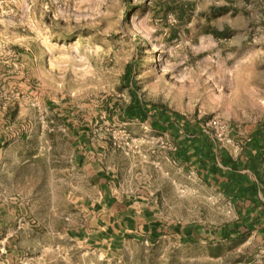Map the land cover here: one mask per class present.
Listing matches in <instances>:
<instances>
[{"label": "rangeland", "instance_id": "obj_1", "mask_svg": "<svg viewBox=\"0 0 264 264\" xmlns=\"http://www.w3.org/2000/svg\"><path fill=\"white\" fill-rule=\"evenodd\" d=\"M130 91L189 126L218 117L235 142L249 141L264 127V0H0V200L12 216L0 264L239 263V242L222 261L217 247L167 234L95 242L115 235L96 233L82 211L100 199L72 168L84 141L117 167L108 190L119 199L211 235L237 216L218 186L190 180L189 165L163 176L148 163L176 148L133 133ZM136 160L140 183L127 170Z\"/></svg>", "mask_w": 264, "mask_h": 264}, {"label": "crops", "instance_id": "obj_2", "mask_svg": "<svg viewBox=\"0 0 264 264\" xmlns=\"http://www.w3.org/2000/svg\"><path fill=\"white\" fill-rule=\"evenodd\" d=\"M136 101L140 106L148 109V115L143 119L140 116L130 119L133 133L138 136H141L142 132L151 134L153 142L168 141L176 148L174 153H167L163 156L164 160L160 161L161 164H155L154 156L147 160L148 163L157 165L158 171L163 176L169 175L172 167H177L182 171L189 165L193 168L189 172L190 180L196 184L207 182L210 186L213 184L218 186L217 188H220L222 194L231 203L232 211L237 214L236 220L223 225L211 235L197 224L176 225L170 221L166 222L160 217L156 206H148L135 199L130 200L129 195L124 192L121 193L120 199L113 196L108 188L115 177L112 168L116 166L106 162L105 156L97 147L84 141V148L80 147L82 150H79L78 155L72 159V168L77 166L82 180L88 185L91 183L90 186L97 190L100 199L91 200L89 205L82 207V211L88 213L89 216L92 214L91 220L98 229L96 233L105 236L115 235L108 238L98 235L99 242H95L109 245H116L125 239H142L146 242H153L167 234L169 237L178 239L179 242L195 241L204 247H217L218 252L212 253V257L218 261H222L230 252L235 253L236 251L224 248L226 244L239 242L242 249L237 251L243 256L237 264H264V156L258 157L257 155L258 153L264 154V127L260 128L262 137L259 139L258 146L253 145L249 139L243 143L239 156L233 159L225 148L214 146L210 138L202 132L201 126H189L181 116L172 114L163 107L148 106L142 103L139 97H136ZM141 130L144 131L141 132ZM206 143L208 146L204 145ZM2 154L3 150L0 148V166L2 165ZM220 154L238 163L239 167L236 172L231 171L228 166L221 165ZM206 155H209L208 158ZM136 161L134 164L127 163V170L131 169L134 175V170L139 169L137 179L140 183L144 175L141 169L146 164L139 160ZM250 163H257L259 166L257 169H252L248 166ZM213 169L217 170L216 174L212 173ZM87 197L83 199L84 204L85 201L90 200ZM11 219L10 207L0 200V243L6 240L2 238V234ZM243 232L245 235L238 237ZM95 239L85 237L83 240L93 241Z\"/></svg>", "mask_w": 264, "mask_h": 264}, {"label": "trees", "instance_id": "obj_3", "mask_svg": "<svg viewBox=\"0 0 264 264\" xmlns=\"http://www.w3.org/2000/svg\"><path fill=\"white\" fill-rule=\"evenodd\" d=\"M130 71H131L130 69H127L125 74H124V77L130 76V74H131ZM130 86L134 90L132 83ZM130 96H131V100H130L129 104L126 106V108L123 110V117L126 119H133V118H136L138 116H140V118H142V119L146 118V116L148 115V109L140 106V104L137 103L136 96L131 91H130ZM260 137H262L261 129L255 130L253 136L250 138V141L252 142L253 145L258 146V143L260 141L259 140ZM204 145L208 146L207 143ZM257 155H258V157L264 156L263 153H261V154L258 153ZM208 156L209 155H206V158H208ZM245 156L247 157V155H245ZM220 163L223 167L228 166L230 168V170L233 172H236L238 167H239L237 162H232V160L229 157H226L224 154H220ZM248 166H250L252 169H257V167L259 165L257 163H250ZM212 173L216 174L217 170L213 169Z\"/></svg>", "mask_w": 264, "mask_h": 264}, {"label": "built area", "instance_id": "obj_4", "mask_svg": "<svg viewBox=\"0 0 264 264\" xmlns=\"http://www.w3.org/2000/svg\"><path fill=\"white\" fill-rule=\"evenodd\" d=\"M201 127L202 132L210 138L216 148L230 146L235 155L242 151L243 143H237L232 139L229 125L224 120L212 117Z\"/></svg>", "mask_w": 264, "mask_h": 264}]
</instances>
